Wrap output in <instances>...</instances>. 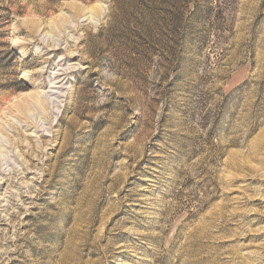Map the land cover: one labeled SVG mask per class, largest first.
<instances>
[{
  "label": "rangeland",
  "instance_id": "1",
  "mask_svg": "<svg viewBox=\"0 0 264 264\" xmlns=\"http://www.w3.org/2000/svg\"><path fill=\"white\" fill-rule=\"evenodd\" d=\"M0 264H264V0H0Z\"/></svg>",
  "mask_w": 264,
  "mask_h": 264
},
{
  "label": "bare ground",
  "instance_id": "2",
  "mask_svg": "<svg viewBox=\"0 0 264 264\" xmlns=\"http://www.w3.org/2000/svg\"><path fill=\"white\" fill-rule=\"evenodd\" d=\"M24 75H25V73H24ZM24 75L22 77H24Z\"/></svg>",
  "mask_w": 264,
  "mask_h": 264
}]
</instances>
